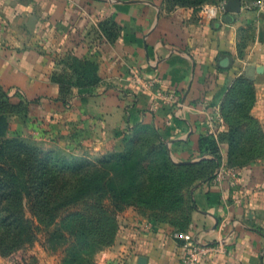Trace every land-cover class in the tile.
Returning <instances> with one entry per match:
<instances>
[{
	"label": "crops",
	"instance_id": "1",
	"mask_svg": "<svg viewBox=\"0 0 264 264\" xmlns=\"http://www.w3.org/2000/svg\"><path fill=\"white\" fill-rule=\"evenodd\" d=\"M227 15L205 21L173 0H0V88L30 102L34 138L92 160L152 135L177 173L164 211L121 212L93 264H182L179 229L226 238L199 264H264V10ZM216 113L218 167L200 141ZM23 252L2 264H61Z\"/></svg>",
	"mask_w": 264,
	"mask_h": 264
},
{
	"label": "rangeland",
	"instance_id": "2",
	"mask_svg": "<svg viewBox=\"0 0 264 264\" xmlns=\"http://www.w3.org/2000/svg\"><path fill=\"white\" fill-rule=\"evenodd\" d=\"M173 1L199 8L209 0ZM239 1L245 4L246 11L254 14L264 10V0ZM253 36L254 31L249 38ZM2 95L0 91V110L14 111L3 114L10 126L5 136L0 135V197L6 196L0 200V213L2 218H7L0 220V264L9 258L19 262L21 259L16 258L19 251H24L23 259L28 263L42 253L43 258L59 260L61 264H93L99 252L115 242L121 212L130 207L143 213L164 211L169 186L163 185L162 182L168 180L160 177L162 170L158 165L165 158L158 154L149 161H139L145 155L141 153L157 146L152 135L140 139L142 143L137 146L139 153L132 159L124 160V153H116L117 158L109 163L104 160L114 153L90 161L86 159L85 163L103 162L100 166L101 177L98 178L101 180L80 183L76 187H70L67 180L60 183L44 202V197L37 193L29 196V183L35 186L42 182L40 168L43 163L51 160L57 170H74L81 166L83 159L71 157L69 149L64 146L50 142L45 144L34 138L27 131L31 122L28 115L32 113L30 102ZM245 97L252 98L250 90ZM8 99L18 108L10 106ZM245 111L246 107H243ZM19 116L24 119L25 128H19V125H23ZM233 117L237 118L235 115ZM84 167V172H87L89 167ZM71 175L75 177V173ZM68 177L72 180L70 175ZM155 179L159 180L158 184H154ZM151 195H155L153 201H149ZM28 251L36 253L30 254Z\"/></svg>",
	"mask_w": 264,
	"mask_h": 264
},
{
	"label": "trees",
	"instance_id": "3",
	"mask_svg": "<svg viewBox=\"0 0 264 264\" xmlns=\"http://www.w3.org/2000/svg\"><path fill=\"white\" fill-rule=\"evenodd\" d=\"M209 1H218V0H209ZM0 91L3 94L2 96H5V97L8 96V94L2 88H0ZM7 101L10 104V106L14 107L15 109L18 108L17 107L18 105H15L14 103H12V101L10 99H8ZM12 111H14V109H11V111H6V112H3L2 110H0V135H4L5 136L6 135L5 132L7 131V129H9V126H10L8 121L6 119H4V118H6V116L3 115V114H10L9 112H12ZM2 116H4V117H2ZM24 116H25V113H24ZM200 141H201V144L204 147H206V149H207L206 152H208L207 154L211 155L210 158L202 159V162L203 163H207V162L211 161V162H214L215 166L218 167V165H219L218 161H219L221 155H220V149H219V147L217 145V139L214 136H212V135H205V137H202ZM1 142H3V141H1ZM141 143H142V140H139L137 143H135L131 150H129L127 153H124L125 158H123V159L126 160V159H132V158L136 157L137 156L136 154L139 153V149L137 148V146H139ZM154 150H155V148H150L147 151H145L144 153H141V154H145V155L143 156L142 160L139 159V161L140 162L143 161V160L149 161L151 159H154V158H152L153 155H155V158H156V156L158 154H162L164 156L165 160L163 161V159H162V163H160L158 165V168L162 170V172H161L162 174H161L160 177L163 180H168V182H164L163 181L162 182L163 185L164 186L165 185L169 186V183L171 181L170 178H176L177 177V173L175 171H172V170L169 171V165H170L171 161L169 160V158H167L165 153H163L161 150H159L156 153V152H154ZM117 154L114 153L110 158H108V160H104V161L107 162V163H109L111 161L113 162L117 158L116 157ZM118 155H120V154H118ZM85 161H87V160H83V163L80 164L81 166H79L78 168H76L74 170L73 169L57 170L55 168V166L53 164H51V160L46 161L45 163H43L41 165V168H40V170L42 171V174H41V181L42 182L39 185H35V186L29 183V187H28L29 190H30L29 196H31V194H34V193L36 194L37 193L39 196L44 197V198H42L43 199L42 201L44 202V201H47L48 196L51 195L52 193H54L55 189L62 182L65 183V181L66 182L69 181V184H70L69 186L70 187H76V186L80 185V183L84 184V183L91 182V180H101V179H98V178L101 177V175H100V166L103 164V162L102 161L100 162V160H99V161H95V163H93V162L92 163H90V162L85 163ZM88 161H90V160H88ZM157 163H159V162H157ZM84 165L85 166L87 165V167H89V168H87V172H84V170H85L84 169L85 168ZM71 170H73L75 172H73ZM67 172L69 174H67ZM74 173H75V177H74V175L73 176L71 175V174H74ZM68 175H70V177L72 176L71 177L72 180H69ZM214 176L215 175L212 174V175L208 176L205 180L206 181L212 180L214 178ZM155 180L156 181H154V184H158L159 180L158 179H155ZM31 183H33L32 179H31ZM170 188L171 187L169 186L168 193L171 192ZM176 188L177 187H175V189ZM168 193H167V195H165L166 196L165 200L167 202L166 205H168V201H167V198H168V195H169ZM154 196L155 195H151L149 201L150 200L153 201L154 198H155ZM5 197L6 196L2 195L0 197V200L4 199ZM152 207L154 208V206H152ZM1 219H3V220L7 219V218H2V212L0 213V220ZM182 230L183 229H179V231H182Z\"/></svg>",
	"mask_w": 264,
	"mask_h": 264
},
{
	"label": "built area",
	"instance_id": "4",
	"mask_svg": "<svg viewBox=\"0 0 264 264\" xmlns=\"http://www.w3.org/2000/svg\"><path fill=\"white\" fill-rule=\"evenodd\" d=\"M227 1H208L203 3L198 8V15L201 19L216 20L222 18L223 14L226 12ZM162 99L172 101L177 103L178 107L183 108V103L175 95H168L166 97L160 96ZM207 122L209 124L208 135H212L218 138L219 134L223 132L225 126V120L221 113H216V115H209L207 117ZM223 171L217 172V179H221ZM232 175L236 177L233 172ZM176 239L182 240L184 242V247L186 248V253L182 259V264H199L203 256H207L213 252H224L227 250L226 238H219L213 243H204L197 236L192 234L187 230H176L174 233Z\"/></svg>",
	"mask_w": 264,
	"mask_h": 264
},
{
	"label": "water",
	"instance_id": "5",
	"mask_svg": "<svg viewBox=\"0 0 264 264\" xmlns=\"http://www.w3.org/2000/svg\"><path fill=\"white\" fill-rule=\"evenodd\" d=\"M240 8H241V2L239 0L229 1L226 6V11L228 12V15L225 20L227 22L233 21L232 13L238 12Z\"/></svg>",
	"mask_w": 264,
	"mask_h": 264
}]
</instances>
